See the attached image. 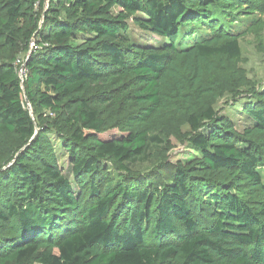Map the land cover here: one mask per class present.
<instances>
[{
	"label": "trees",
	"instance_id": "16d2710c",
	"mask_svg": "<svg viewBox=\"0 0 264 264\" xmlns=\"http://www.w3.org/2000/svg\"><path fill=\"white\" fill-rule=\"evenodd\" d=\"M262 1L0 0V264H264Z\"/></svg>",
	"mask_w": 264,
	"mask_h": 264
},
{
	"label": "rangeland",
	"instance_id": "374dc122",
	"mask_svg": "<svg viewBox=\"0 0 264 264\" xmlns=\"http://www.w3.org/2000/svg\"><path fill=\"white\" fill-rule=\"evenodd\" d=\"M48 0H44L47 3ZM263 7L260 8L256 13L249 17H240L235 22L232 23V28H243L245 23L249 21L261 20V24H255L257 31L246 34L240 39V46L242 51V62L241 66L245 68L248 78L253 80L258 85L264 84V0L261 2ZM118 10V9H116ZM259 11H262L260 13ZM128 23V36L134 41L149 42L152 44H158V40L162 41L164 38H158L157 36L143 31L137 28L132 17L127 18ZM22 76V74H21ZM232 101L229 98H224L218 101L216 104V109L221 114L227 115L236 124L237 128H241L244 123V117L236 106H232ZM186 130V129H185ZM111 134L117 133L116 131H111ZM52 144L58 156V163L62 167L64 174L72 179L71 171L69 168L67 153L61 149L60 142L57 140L56 136H50ZM195 152L187 145L185 140H177L172 138V148L168 152V161L175 163L177 161H187L192 158ZM146 165H142L140 169L146 168Z\"/></svg>",
	"mask_w": 264,
	"mask_h": 264
},
{
	"label": "built area",
	"instance_id": "2783aa9c",
	"mask_svg": "<svg viewBox=\"0 0 264 264\" xmlns=\"http://www.w3.org/2000/svg\"><path fill=\"white\" fill-rule=\"evenodd\" d=\"M31 46H33V42L31 43ZM17 63H21V61L20 60H17ZM23 66H24V63H21V65L19 67V70H18L20 76L23 73Z\"/></svg>",
	"mask_w": 264,
	"mask_h": 264
},
{
	"label": "water",
	"instance_id": "95a60500",
	"mask_svg": "<svg viewBox=\"0 0 264 264\" xmlns=\"http://www.w3.org/2000/svg\"><path fill=\"white\" fill-rule=\"evenodd\" d=\"M27 102V101H26Z\"/></svg>",
	"mask_w": 264,
	"mask_h": 264
}]
</instances>
